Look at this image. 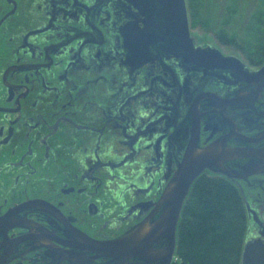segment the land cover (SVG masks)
Listing matches in <instances>:
<instances>
[{
    "label": "flooded vegetation",
    "instance_id": "af4514ba",
    "mask_svg": "<svg viewBox=\"0 0 264 264\" xmlns=\"http://www.w3.org/2000/svg\"><path fill=\"white\" fill-rule=\"evenodd\" d=\"M150 9L0 0V264H162L163 194L189 149L215 143L227 158L200 175L238 190L263 239L264 62L190 26L175 47ZM176 243L177 226L169 264Z\"/></svg>",
    "mask_w": 264,
    "mask_h": 264
},
{
    "label": "trees",
    "instance_id": "16d2710c",
    "mask_svg": "<svg viewBox=\"0 0 264 264\" xmlns=\"http://www.w3.org/2000/svg\"><path fill=\"white\" fill-rule=\"evenodd\" d=\"M198 1H191L193 8ZM190 12L194 17L195 11ZM218 35L228 41L234 40L223 29ZM200 178L205 177L202 174L193 182L181 209L176 252L182 259L176 264H240L244 211L239 206V195L226 183ZM186 201L191 203L190 207Z\"/></svg>",
    "mask_w": 264,
    "mask_h": 264
},
{
    "label": "water",
    "instance_id": "95a60500",
    "mask_svg": "<svg viewBox=\"0 0 264 264\" xmlns=\"http://www.w3.org/2000/svg\"><path fill=\"white\" fill-rule=\"evenodd\" d=\"M148 3L151 7L149 17L156 25L160 27V33L164 35L166 41L173 42L175 47H180L182 44H187L191 47L192 37L189 34L188 16L185 0H141ZM214 51H217L213 47ZM229 60L232 57H222ZM232 60L238 61L233 58ZM257 77L260 82L264 83V65L257 72ZM240 156V155H239ZM227 154L220 143H215L203 149H189L179 164L177 171L168 184L160 204H165V208L161 212V225H158V231H166V248L162 251L165 255L162 259V264H169L175 245V229L180 217L183 202L189 192L193 181L200 175L205 168L213 166L221 167ZM263 239L257 238L245 242L240 264H264V234ZM114 248L119 244L116 241L107 243ZM99 243L98 249L102 250L107 245L101 246ZM107 254V253H106ZM104 255V253H98Z\"/></svg>",
    "mask_w": 264,
    "mask_h": 264
},
{
    "label": "rangeland",
    "instance_id": "374dc122",
    "mask_svg": "<svg viewBox=\"0 0 264 264\" xmlns=\"http://www.w3.org/2000/svg\"><path fill=\"white\" fill-rule=\"evenodd\" d=\"M191 1L193 0H185L188 22L190 31L198 42L215 45L222 52L234 54L253 65L264 62V0H205L204 3L197 0L198 4H193L194 8ZM197 1L194 0L196 3ZM191 10L195 11L194 17L191 15ZM221 29L234 40L228 41L219 36L218 32ZM259 52H262L261 56H258ZM203 176L221 184L226 183L239 195L238 190L223 178L209 177L205 174ZM187 204V207H190L191 203L187 202ZM239 206L244 211L241 217L243 226L240 235V239L244 240V246L246 240H251L252 237L247 234L249 221L241 198ZM181 259L180 253L175 252L174 264L181 263Z\"/></svg>",
    "mask_w": 264,
    "mask_h": 264
}]
</instances>
